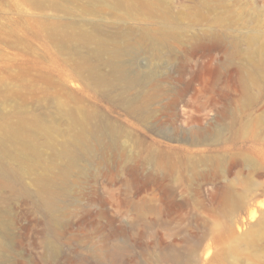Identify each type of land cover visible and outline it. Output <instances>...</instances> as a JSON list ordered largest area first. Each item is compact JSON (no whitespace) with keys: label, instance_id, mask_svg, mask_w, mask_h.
<instances>
[{"label":"rangeland","instance_id":"374dc122","mask_svg":"<svg viewBox=\"0 0 264 264\" xmlns=\"http://www.w3.org/2000/svg\"><path fill=\"white\" fill-rule=\"evenodd\" d=\"M131 1L129 7L119 11L117 0H0V133L6 125L13 127L17 117L26 112L35 115H42L45 111L58 112L48 108L55 93H59L61 100L70 105H83L99 113L121 131V139L113 152L104 156L101 152L109 148L107 140L104 143L88 141L96 156L92 163L85 160L74 171L67 196L61 192V181H57L62 164L59 158L50 154L51 150L42 143L41 157L27 156L28 164L43 165L19 178L18 190L23 186L28 189V194L10 191L9 187L0 189V240L5 245L0 252V264H153V255L142 256L136 243L138 212L133 204H137L141 196L136 191L137 187L129 186L128 181L137 173L140 156H146V150L154 144L189 145L191 130L197 124L185 123V116L203 117L205 127L216 122V129L219 133L224 131L228 142L250 147L258 152L255 154L257 157H264V78L250 88L253 103L247 108L236 77L219 74V66L222 71H227L224 65L229 57L226 56L225 46L233 47L240 42L243 57L249 54L245 39L251 30H247L246 25L252 26V22L264 25V0H194L195 4L187 0H162L169 4L173 12L170 19L160 18L157 0ZM52 2L64 6L65 11L52 9ZM124 2L128 4L130 0ZM154 4L158 14L153 12ZM196 4L201 7V16L194 13ZM85 8L86 11H83ZM180 11H186L182 18L185 16L188 21L184 20V25L180 26L187 35L217 34L216 40L203 44L200 50L205 53L201 60L195 58L187 62L184 46L167 43V46L156 48L159 50L145 49L136 56H127L123 61L132 74L140 72L154 80L165 81L161 84L162 91H149L146 87L144 95L138 99L142 103L139 111L145 110L152 118L167 123L164 129L147 115L141 120L139 114L128 113L120 105L124 90L119 85L113 94L110 93L109 100L92 85L84 69L77 71L79 56L93 59L97 50L95 45L82 44L73 49L62 46V40L53 38L45 28L46 21H73L80 25L122 24L131 28L136 36L147 32L148 36H164L169 41L168 34L157 29L172 21L175 13ZM198 21H203V24H191ZM193 25L195 27L191 28ZM74 33L87 37L92 32L76 29ZM214 43H219V49L212 53L213 60L209 61L211 55L207 49ZM137 56L139 59L135 61ZM184 69V79L192 85L187 95L179 97L171 88L176 85L184 87L183 83L174 80ZM217 80L219 82H215ZM215 83L218 90L212 92L211 87ZM141 90L140 87L132 89L126 98L134 97ZM211 97L219 100L218 106L210 104ZM229 100L233 107L225 112L223 106ZM115 101L119 102V106L115 105ZM208 104L211 106L208 107ZM220 116L223 118L221 121ZM59 118L61 127L65 129L69 124L68 117L60 115ZM171 119L178 121L173 125ZM175 127L182 128L184 134L176 133ZM173 134H177L174 140L169 138ZM13 147L17 149L20 146L13 144ZM11 165L14 167L16 164ZM25 168L28 169L27 165ZM246 173L244 169L239 178H230L239 184V180L246 178ZM43 176L56 185L52 188L56 192L59 208L55 214L58 216L61 209L67 212L68 224L60 229L51 226L36 194V180ZM255 181L261 184L259 188L263 190H260L262 196L249 203L251 211L255 209L257 219L250 222L248 215H244L247 222L239 223L242 231L235 228V232L242 237L255 231L257 221L264 217V177L255 178ZM1 182L5 180L0 178ZM77 183L81 185L77 186ZM112 227L118 229L116 242L124 244L125 249L109 258L100 249L105 246L106 236ZM120 229L129 237L124 238ZM48 239L55 241L61 255L52 257L47 252L45 242ZM241 249L242 259L238 263L249 264L246 255L249 250L243 242ZM252 256V264H264V241L259 243Z\"/></svg>","mask_w":264,"mask_h":264},{"label":"bare ground","instance_id":"6f19581e","mask_svg":"<svg viewBox=\"0 0 264 264\" xmlns=\"http://www.w3.org/2000/svg\"><path fill=\"white\" fill-rule=\"evenodd\" d=\"M124 1L126 0H117V10L129 7L133 2L130 0L127 4ZM187 1L195 4L194 0ZM156 4L160 8V18L172 17L173 12L167 2L157 0ZM157 6L154 4L155 14H158ZM50 7L65 11L64 6L56 5L54 2L50 3ZM83 11H86V8ZM186 11L175 13L172 21L157 29L166 32L169 41L164 39V36H148L147 32H141L136 36L131 28L122 24L80 25L73 21H46L45 28L53 38L62 40L60 42L62 46L73 49L82 44L95 45L97 50L93 59L79 56L77 71L84 69L89 74L92 85L101 90L109 100L110 93L113 94V90L119 85L124 90L120 97V105L132 115L139 114L143 120L152 117L145 110L139 111L142 103L138 99L144 95L146 87L149 91L152 89L162 91L161 84L165 81L154 80L140 72L132 74L123 61L127 56H136L145 49L159 50L164 45L167 46V43L184 46L187 49L185 55L187 62H192L195 58L201 60L204 57L202 54L205 53L200 50L203 49V44L216 40L217 34L207 32L187 35L180 26L184 25V20L188 21L187 17L182 18ZM194 13L197 16L202 15L201 7L197 4ZM191 24L202 25L203 21ZM194 25L191 28L195 27ZM250 26L246 25V29L251 30L245 39L248 51L250 49L247 57H243L241 44L237 42L233 47L225 46L226 56L229 57L224 65L227 71H222L219 66V74L236 77L238 85L243 90L244 106L247 108L253 103L250 88L264 78V25L262 23L254 25L252 22ZM76 29L80 31L87 29L92 33L86 37L83 34H75ZM216 49H219V43H214L207 49L211 55L209 61L213 60L212 53H215ZM138 57L135 61H138ZM185 73V69L181 70L179 77L174 79L183 83L184 87L179 88L176 85L171 88L179 97L187 95L192 85L191 82L185 81ZM136 87L142 90L134 97L126 98V95ZM217 90L215 83L211 91ZM59 96V93H55L54 100L48 107L58 112L45 111L42 115L26 112L25 115L17 117L13 127L8 125L3 127L0 133V178L5 182L0 183V189L9 187L10 191L28 194V189L23 186L19 191L17 183L22 175L43 166L41 163L28 164L27 159V156L29 158L42 156L40 150L42 143L51 150L50 154L62 162L57 181H61V192L67 196L69 181L74 171L85 160L92 163L96 156L95 149L88 145V141L95 143L108 141L109 148L102 150L101 153H104L102 156L112 153L119 143L121 131L115 124L83 105H70ZM210 104L216 107L219 100L211 97ZM115 105L119 106V102L115 101ZM211 105L208 104V107ZM231 107L233 103L229 100L224 104L223 110L229 112ZM60 115L68 117L69 124L65 129L61 127ZM184 119L185 123L197 124L191 130L189 145L154 144L146 150V156H140L137 173L128 181L129 186L137 187L136 191L141 196L139 202L133 204L138 212L136 243L141 255H153V264H239L243 254L241 249L243 242L249 250L246 254L249 264H252L253 251H256L259 243L264 241V217L257 221L256 230L249 232L247 236H239L235 228L240 231L239 223L247 222L244 215H248L250 222L257 219V213L255 209L251 211L249 203L255 197L262 196L260 192L262 189L259 188L261 184L256 182L255 178L264 177V157H257L255 154L258 152L251 150L250 147L228 142L224 138V131L219 133L216 129V122L205 127L204 118L201 116H185ZM222 119L220 116V121ZM152 120L161 129L167 124L157 118ZM176 121L171 119L170 123L174 125ZM175 132L184 134L182 128L178 127H175ZM176 135L173 134L169 138L174 140ZM13 144L20 147L16 149ZM11 163L16 165L13 167ZM26 165L28 169L25 168ZM147 167H150V171H147ZM243 168L247 170L246 178L236 184L230 177L239 178L244 173ZM76 185L80 186L81 183ZM55 186L52 180L47 181L44 176L36 180V194L40 198L42 208L49 217L51 226L60 229L68 224L67 212L61 209L58 216L55 214L59 209L56 192L52 190ZM1 217L0 214V226ZM117 232L118 229L112 227L106 236L105 246L100 249L107 253L109 258L115 257L125 249L124 244L116 242ZM119 232H122L124 238L129 237L122 229ZM45 248L52 257L61 255L60 248L51 239L45 242ZM3 249L5 245L0 240V252Z\"/></svg>","mask_w":264,"mask_h":264}]
</instances>
